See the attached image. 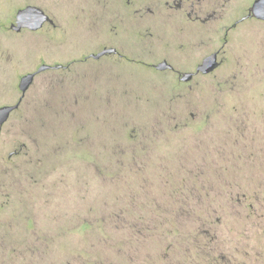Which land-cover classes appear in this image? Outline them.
<instances>
[{"label":"rangeland","instance_id":"374dc122","mask_svg":"<svg viewBox=\"0 0 264 264\" xmlns=\"http://www.w3.org/2000/svg\"><path fill=\"white\" fill-rule=\"evenodd\" d=\"M33 1L65 18L91 3ZM253 1L220 0V43ZM168 19L158 48L181 66L189 28ZM96 30L6 38L0 93L26 58L68 62ZM228 38L223 64L187 85L90 59L38 75L0 132V264H264V21Z\"/></svg>","mask_w":264,"mask_h":264},{"label":"flooded vegetation","instance_id":"af4514ba","mask_svg":"<svg viewBox=\"0 0 264 264\" xmlns=\"http://www.w3.org/2000/svg\"><path fill=\"white\" fill-rule=\"evenodd\" d=\"M89 1L94 5L92 6L90 3L89 6L76 9L70 18H65L61 16L56 9L48 8L41 2L33 0L17 3V5H13L9 12H7L5 8H0V59H5L7 57L6 38L14 35H25L26 33L38 36L45 35L47 37H56L60 32L66 30L71 21L82 22L90 18L91 22L97 27L96 37L98 41L97 45L92 42L88 46H85L83 50L76 53L77 55L71 57L68 62L58 60V57H55L56 60L54 61H44L42 58L36 63L34 69L28 70L26 58L21 65L16 66L14 78L16 100H11V90L14 86L11 85L4 89L3 94L0 93V108L17 103H19V105L11 111L5 122L0 123V132L9 125V121L13 115L19 112L23 107L26 93L29 89L24 94L20 84L23 76L28 73L36 72L34 80L38 75L48 71L51 72L52 76L57 77L60 75V71H71L72 67L73 69L75 67L77 68L78 62L90 59L106 62L114 66L125 65L126 69L130 70H133L132 68H134V66H145L162 76H170L162 79L164 82L172 83L178 81L185 85L192 84L194 81L199 82L198 80H200L202 76L211 74L223 64L224 48L229 41L228 34L231 30L237 28L238 25L247 18L254 17L260 21H264L263 19L257 18L252 13L251 8L254 0L245 15L234 19L231 24H226L222 27L226 30L220 43V39L214 37V35H217L219 32L218 6L220 0ZM27 6L39 7L47 15V18L38 29L20 25L17 20L19 11ZM97 6L98 8H96ZM152 17H162L163 19H152ZM172 17H177L181 22H185L183 26L186 24L185 27L193 31L189 34V30H186L187 35L184 36V41L182 42V49L188 52L182 58L184 61L181 63L183 65H181L182 67L180 63H178V56H174L175 52L173 53L169 50L162 51L158 48L160 47L158 46L159 42L167 38L163 35V31L158 29V23L163 26H171L172 24L169 22L168 18ZM154 24L157 25V32ZM152 28H154V30ZM204 30L211 32L212 37L207 41L203 39V34L205 35ZM194 32L196 34H194ZM123 35L127 36L128 39L125 41L122 40L121 37ZM186 44H189V48H186ZM101 52L103 54L96 56ZM213 53H217L220 65L209 73L199 70V66L203 63L205 58ZM163 62H167L169 65L165 69L159 67ZM43 65H48V67L38 71ZM186 73H191L189 78H185ZM101 164L104 163L101 162Z\"/></svg>","mask_w":264,"mask_h":264},{"label":"water","instance_id":"95a60500","mask_svg":"<svg viewBox=\"0 0 264 264\" xmlns=\"http://www.w3.org/2000/svg\"><path fill=\"white\" fill-rule=\"evenodd\" d=\"M252 13L257 18L264 20V0H255L252 5ZM47 18V15L36 6H27L23 9H21L18 13V22L20 25H26L33 29H38L43 21ZM103 54L102 52L99 53L96 56H100ZM220 65V61L218 60L217 53H213L205 58L203 63L199 66V70H202L205 73L212 72ZM169 65L167 62H163L160 64V68L165 69ZM48 65H43L39 68L38 71H41L45 68H47ZM36 72H31L23 76L21 80V90L25 94L26 91L31 86L34 78H35ZM191 73H186L185 78H189ZM19 103L14 105H6L0 108V123H3L7 120L12 110H14L16 107H18Z\"/></svg>","mask_w":264,"mask_h":264}]
</instances>
